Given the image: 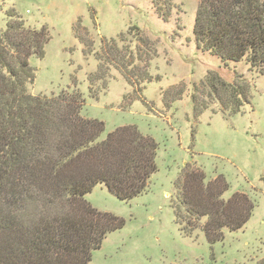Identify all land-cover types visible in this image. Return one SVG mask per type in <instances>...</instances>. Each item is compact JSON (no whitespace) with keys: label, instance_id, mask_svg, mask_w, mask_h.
Wrapping results in <instances>:
<instances>
[{"label":"rangeland","instance_id":"1","mask_svg":"<svg viewBox=\"0 0 264 264\" xmlns=\"http://www.w3.org/2000/svg\"><path fill=\"white\" fill-rule=\"evenodd\" d=\"M198 1L0 3V30L13 8L28 25L48 31L44 57L30 60L32 93L76 90L84 99L82 115L103 122L101 139L134 125L157 143L147 192L122 201L97 185L85 196L124 220L92 250L88 264H264V75L244 63L224 69L217 57L196 49ZM213 72L245 87L247 102L238 113L227 105L228 93L211 87ZM186 164L200 166L207 178L222 175L229 185L225 198L242 192L253 201L242 228L224 230L211 244L201 230L205 218L198 222L182 212L176 222L175 182Z\"/></svg>","mask_w":264,"mask_h":264},{"label":"trees","instance_id":"2","mask_svg":"<svg viewBox=\"0 0 264 264\" xmlns=\"http://www.w3.org/2000/svg\"><path fill=\"white\" fill-rule=\"evenodd\" d=\"M6 17L0 30V264H88L92 250L124 220L85 196L97 185L122 201L147 192L157 143L134 125L101 139L103 122L82 115L84 99L76 90L32 93L30 60L44 57L48 31L28 25L13 8ZM193 34L196 49L217 57L224 69L244 63L264 75V0H199ZM96 76L88 77L90 89ZM211 78L238 113L247 102L245 87L218 73ZM175 185L176 222L182 212L198 222L205 218L201 230L211 244L252 215L245 193L225 198V178H207L195 164L183 166Z\"/></svg>","mask_w":264,"mask_h":264}]
</instances>
